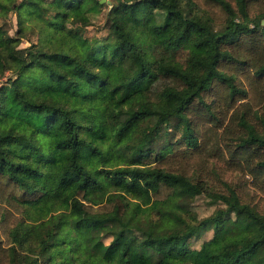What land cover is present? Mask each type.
I'll return each mask as SVG.
<instances>
[{"label": "trees", "instance_id": "1", "mask_svg": "<svg viewBox=\"0 0 264 264\" xmlns=\"http://www.w3.org/2000/svg\"><path fill=\"white\" fill-rule=\"evenodd\" d=\"M8 10L0 264H264V0H0ZM97 16L107 33L85 34ZM24 69L57 85L29 95ZM198 194L216 213L197 216Z\"/></svg>", "mask_w": 264, "mask_h": 264}, {"label": "rangeland", "instance_id": "2", "mask_svg": "<svg viewBox=\"0 0 264 264\" xmlns=\"http://www.w3.org/2000/svg\"><path fill=\"white\" fill-rule=\"evenodd\" d=\"M106 1H109V0H106ZM102 23H103L102 18H100L99 16L93 17L92 22H90V24L85 26L84 33L87 35L95 34L97 36L105 35L107 33V28H106V25ZM16 26H17L16 17H15L14 11L8 10L6 14L0 16V33L14 34ZM31 39H36V35L34 32L27 31L26 34L19 39L18 44L20 46L28 45ZM9 74H10L9 70H6L3 74H0V84L7 79V76ZM12 77H15V75L13 74ZM17 81L19 84L25 87L29 95H33L35 93L37 86L51 88L57 85L56 79H53L47 76H40L38 73L28 70V69L27 70L24 69L22 71ZM179 133H180V129H174L170 125V131L168 133V136L170 137L171 140H174L179 135ZM163 135L164 134L160 135L157 138L156 143H161V141L164 140ZM184 194L188 196L191 195L190 192H187ZM189 202L191 204V208L194 211H196L197 216L199 218L216 213V208L219 205V202L217 200H212L206 194H198V195L192 196L189 198ZM231 215L233 216L234 212L231 213ZM240 216L245 217L244 214H240ZM220 220H221V217H220ZM211 232H212L211 229L206 230L204 234L199 238H196L194 237V235H192L189 238L191 245L198 246L201 239L203 237L210 235ZM129 264H133V263H129Z\"/></svg>", "mask_w": 264, "mask_h": 264}, {"label": "water", "instance_id": "3", "mask_svg": "<svg viewBox=\"0 0 264 264\" xmlns=\"http://www.w3.org/2000/svg\"><path fill=\"white\" fill-rule=\"evenodd\" d=\"M262 21H264V18L262 19Z\"/></svg>", "mask_w": 264, "mask_h": 264}]
</instances>
